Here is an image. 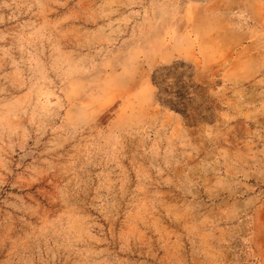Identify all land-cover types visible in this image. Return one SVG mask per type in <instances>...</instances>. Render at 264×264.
I'll return each instance as SVG.
<instances>
[{
    "label": "rangeland",
    "instance_id": "obj_1",
    "mask_svg": "<svg viewBox=\"0 0 264 264\" xmlns=\"http://www.w3.org/2000/svg\"><path fill=\"white\" fill-rule=\"evenodd\" d=\"M0 264H264V0H0Z\"/></svg>",
    "mask_w": 264,
    "mask_h": 264
}]
</instances>
